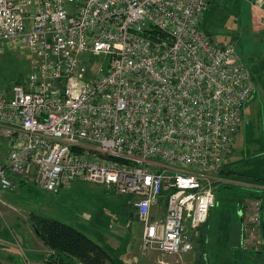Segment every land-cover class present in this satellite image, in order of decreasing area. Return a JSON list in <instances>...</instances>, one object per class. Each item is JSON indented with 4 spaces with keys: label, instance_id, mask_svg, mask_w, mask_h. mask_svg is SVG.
Listing matches in <instances>:
<instances>
[{
    "label": "built area",
    "instance_id": "built-area-1",
    "mask_svg": "<svg viewBox=\"0 0 264 264\" xmlns=\"http://www.w3.org/2000/svg\"><path fill=\"white\" fill-rule=\"evenodd\" d=\"M209 1L0 0V42L29 64L0 96V191L14 177L112 188L144 251L192 250L255 90L236 46L202 30ZM262 194L241 216L243 247L264 243Z\"/></svg>",
    "mask_w": 264,
    "mask_h": 264
},
{
    "label": "rangeland",
    "instance_id": "rangeland-1",
    "mask_svg": "<svg viewBox=\"0 0 264 264\" xmlns=\"http://www.w3.org/2000/svg\"><path fill=\"white\" fill-rule=\"evenodd\" d=\"M238 2L244 10L234 11L236 16L223 1L217 0L214 7L219 10L211 14V22L205 27L216 40L236 46L241 61L251 69L255 90L244 105L241 125L224 158V171L214 174L211 186L216 203L199 235L193 236L192 250L181 254L144 251L142 224L135 215L128 214L131 209L127 199L112 188L75 180L67 187L46 191L31 181L20 183L18 178L10 190L0 191V264H25L20 249L41 245L31 226L33 214L68 223L97 243L117 246L131 264H194L196 257L206 258V264H217L226 256L234 264H264V243L252 245L254 241H250L238 249V254L235 251L242 232L238 211L244 215L250 201L264 190V15L259 16L249 1ZM201 28L207 32L202 22ZM89 58L98 66L105 56ZM28 68L27 52L21 43L0 42V96L9 95L13 85L27 75ZM2 145L0 139V156ZM221 195L236 202L222 201L218 198ZM227 212L230 232L221 248L217 247L216 237L223 234L221 225H225L221 219ZM44 255L26 264H43L50 252ZM74 261L71 264H81Z\"/></svg>",
    "mask_w": 264,
    "mask_h": 264
},
{
    "label": "trees",
    "instance_id": "trees-1",
    "mask_svg": "<svg viewBox=\"0 0 264 264\" xmlns=\"http://www.w3.org/2000/svg\"><path fill=\"white\" fill-rule=\"evenodd\" d=\"M223 171L224 170L222 168L219 172L221 173ZM19 181L20 183H26L24 180ZM262 195L263 194L260 193L256 196V198ZM128 214L130 215V213ZM222 215H224V217H222L223 220L221 219V221H223L225 225H221L223 234L221 236L217 235L216 237L217 247L221 248H223L228 241L230 232L228 223L231 221L229 212ZM31 226L50 252V255L43 260V264H54L56 261H59L61 264H71L72 260H76L81 264H123V261L118 256L110 255L105 248L102 247V245L92 240L82 231L76 229L68 223L55 218L37 216L33 214L31 216ZM241 234L238 241L239 248L237 247L235 250L236 254L239 253L238 249L240 250L241 248ZM202 241H205L203 235ZM227 258L228 256L217 264L235 263V261L230 263ZM205 260L206 258L204 257H196L194 264H206Z\"/></svg>",
    "mask_w": 264,
    "mask_h": 264
},
{
    "label": "crops",
    "instance_id": "crops-1",
    "mask_svg": "<svg viewBox=\"0 0 264 264\" xmlns=\"http://www.w3.org/2000/svg\"><path fill=\"white\" fill-rule=\"evenodd\" d=\"M217 0H210L204 13H203V16L201 17V21H200V25H201V22H202V27L208 32V33H211V31L209 29H207V27H205V23L207 22H211V14H213L214 11H218L219 10V7H214L215 5V2ZM220 1H223L224 4L227 5V8L229 10H232L233 12L238 10H244V8L241 6L240 7V3L238 2L239 0H220ZM251 3V7L256 10V12H260L259 16H263L264 14H262L261 11H264V0H247ZM236 2H237V5H236ZM234 15H236V13L234 12ZM237 16V15H236ZM258 16V18H259ZM262 18V17H261ZM260 22H263L262 20ZM209 28V27H208ZM16 180L18 181V178L14 177V181L16 182ZM26 181V180H24ZM96 186H99V185H96ZM132 212L130 213V216H132ZM142 231V230H141ZM35 233V232H34ZM36 234V233H35ZM36 238L39 239L38 235L36 234ZM42 241V240H41ZM100 245H102L103 248H105V250L112 256H118L122 261H123V264H131L129 261H127L125 258H124V254H122V251L124 252V250H120L117 248V246H112L110 244H107V243H99ZM26 249V248H25ZM119 250L121 251V254L119 253ZM48 248L44 245L43 241L41 243V245H39L38 247H32V248H29V249H26L25 251L20 249V255L23 256V261L26 263H28L30 261V259H34L36 257H39V256H45L44 254H46L48 252ZM119 253V254H117ZM43 259V258H42ZM74 262H77L79 263L78 261H74Z\"/></svg>",
    "mask_w": 264,
    "mask_h": 264
},
{
    "label": "water",
    "instance_id": "water-1",
    "mask_svg": "<svg viewBox=\"0 0 264 264\" xmlns=\"http://www.w3.org/2000/svg\"><path fill=\"white\" fill-rule=\"evenodd\" d=\"M218 198L220 200H222V201L235 202L234 198L228 197V196H225V195L218 196ZM238 215H239V219H240V222H241V212L240 211H238Z\"/></svg>",
    "mask_w": 264,
    "mask_h": 264
}]
</instances>
